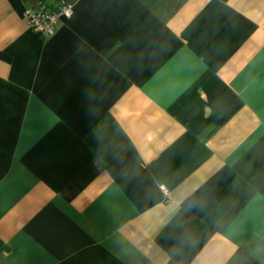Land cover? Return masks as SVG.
<instances>
[{
    "label": "crops",
    "instance_id": "crops-1",
    "mask_svg": "<svg viewBox=\"0 0 264 264\" xmlns=\"http://www.w3.org/2000/svg\"><path fill=\"white\" fill-rule=\"evenodd\" d=\"M0 264H264V0H0Z\"/></svg>",
    "mask_w": 264,
    "mask_h": 264
},
{
    "label": "built area",
    "instance_id": "built-area-1",
    "mask_svg": "<svg viewBox=\"0 0 264 264\" xmlns=\"http://www.w3.org/2000/svg\"><path fill=\"white\" fill-rule=\"evenodd\" d=\"M72 14L73 5L69 2L59 1L56 5L38 2L36 7L25 9L23 19L26 25L39 35L50 37L54 34L59 19L69 18Z\"/></svg>",
    "mask_w": 264,
    "mask_h": 264
}]
</instances>
